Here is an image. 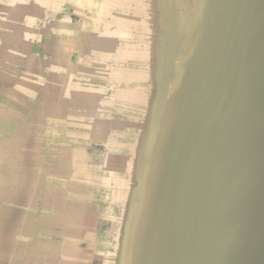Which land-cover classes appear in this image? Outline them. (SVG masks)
Instances as JSON below:
<instances>
[{
    "label": "water",
    "instance_id": "95a60500",
    "mask_svg": "<svg viewBox=\"0 0 264 264\" xmlns=\"http://www.w3.org/2000/svg\"><path fill=\"white\" fill-rule=\"evenodd\" d=\"M143 1L91 7L99 15L92 39L103 31L130 33L123 39L127 58L116 60L132 59L136 47L155 64L151 76L158 79L149 96L146 74L128 83L94 78L102 89L109 82L121 87L124 97L107 99L128 106L114 111L146 124L121 221L110 200L124 185L122 154L101 141L104 153L116 157L115 167H103L110 179L103 264H264V0H158L156 15L150 13L161 24L152 27L159 33L154 42L137 25ZM154 43L158 55L150 57ZM135 87L143 92L132 94ZM132 133L122 135L123 144Z\"/></svg>",
    "mask_w": 264,
    "mask_h": 264
},
{
    "label": "rangeland",
    "instance_id": "374dc122",
    "mask_svg": "<svg viewBox=\"0 0 264 264\" xmlns=\"http://www.w3.org/2000/svg\"><path fill=\"white\" fill-rule=\"evenodd\" d=\"M153 2L150 0L146 7L145 0L140 4L138 26H144L146 15L156 11ZM17 4L13 2L11 13H0L6 28L0 42V264H55V251L60 242L66 241L62 234L76 226L75 222L67 225L62 216L66 211H90L91 205H97L98 214H94L91 224H85L87 220L78 223L91 225L93 231L103 226L97 216L107 208L110 180L103 167L116 164L115 156L104 153L99 121L72 115L75 106L81 111L80 105L84 104L80 99L70 101L72 79L80 81L79 88H92L85 80L102 71L108 79L135 82L151 74L155 64L144 53L139 54L136 47L132 59L116 60V55L127 58L129 50L123 39L130 33L103 31L96 33L97 40L92 39L89 28L99 15L93 14L91 7L101 10V0H19V7ZM122 18L124 15L119 16V21ZM150 30H146L148 36ZM154 54L155 45L150 57H156ZM143 58L148 61L140 62L138 67L132 65V61ZM137 72H143L142 77ZM93 82L97 80L91 78ZM103 92L108 99L125 96L113 82L107 83ZM131 92L136 95V87ZM61 99L69 100L60 102ZM95 101L85 103L89 110L84 113L88 116L103 108L102 99H98L99 105ZM114 103L103 105L112 108ZM128 116L124 115L128 128L141 126L130 122ZM116 201L122 203V198Z\"/></svg>",
    "mask_w": 264,
    "mask_h": 264
},
{
    "label": "bare ground",
    "instance_id": "6f19581e",
    "mask_svg": "<svg viewBox=\"0 0 264 264\" xmlns=\"http://www.w3.org/2000/svg\"><path fill=\"white\" fill-rule=\"evenodd\" d=\"M126 1V4H136L137 2H136V0H130V1H127V0H125ZM138 1V0H137ZM152 1V0H151ZM157 1L158 0H154V5H155V7L156 8H158V6H157ZM152 3V2H151ZM140 4V3H139ZM148 4H150V0H145V3H144V7H146V5H148ZM100 7V6H99ZM150 7H152V5L150 6ZM153 8V7H152ZM142 9V8H141ZM149 10V9H148ZM145 11V10H144ZM152 12H153V14H155L156 15V13H157V11H153L152 10ZM151 12V13H152ZM103 15V14H102ZM147 16V19H146V21H145V25L143 26L144 27V30H145V28H146V30H149V28L152 30V27L153 26H157V27H160V25L161 24H157V21H155V19L152 17V15L151 14H149V15H146ZM110 17V16H109ZM160 18H162V16H160ZM161 21H163V20H161ZM154 27V29L152 30V33H151V35H152V37L153 36H155L156 35V37L159 35V33H158V31H156V28ZM150 30V31H151ZM80 35V34H79ZM148 37H150V36H148ZM156 37H155V39H156ZM154 38V37H153ZM152 38V40H153V42H154V40L155 39H153ZM11 40V39H10ZM153 44V43H152ZM154 45H155V43H154ZM153 45V46H154ZM153 49V48H152ZM101 53H102V51H101ZM106 53V52H105ZM104 53V51H103V54H105ZM146 54H147V52H146ZM155 54L156 55H158V51H156V47H155ZM154 54V55H155ZM100 56V55H99ZM142 57V56H141ZM136 58V57H135ZM149 59V58H148ZM152 59V58H151ZM147 60V59H146ZM148 61V60H147ZM90 62V61H89ZM84 63H87V62H84ZM89 64H91V62L89 63ZM77 66V65H76ZM76 66H74V68L76 67ZM150 67V66H149ZM70 69V68H69ZM150 70H151V72L150 73H154L155 72V65H154V67H152V68H150ZM69 72H71V71H69ZM74 72V71H73ZM111 72V71H110ZM72 73V72H71ZM102 73V71H100V72H98L97 71V73L95 72L94 73V75L92 76V77H90V78H88L87 80H85L86 81V84L87 85H92L91 87L92 88H90V87H88V88H83V87H81V88H83V92H81L80 90H81V88H79V80H77V79H72L73 80V85H71V87L74 89L73 90V93H72V97H71V102H73V100H76V99H80V102H83L84 104H82V105H80L81 107H82V109H81V111H79V106H75V111L74 112H72L73 114L72 115H74V118H76V116H83L84 118H93L94 120H98L99 121V123H100V125H98L97 124V126H102L103 124V128H101V132L98 134V135H100V137H99V140L100 141H102L103 143H104V145H105V147H106V149H113V150H115V151H118L119 153H121L122 154V157H121V165H122V167H124V169L121 171H119L118 172V176H120V177H122V181L124 180V185H123V188L122 189H120V190H117L116 189V192H114L113 193V196H112V198H111V202L112 201H115L116 199H120V198H122V206H121V210H120V221L121 220H123V219H125V217L127 216V213H128V205H127V203L128 202H130V200L132 199V193H133V190H134V188H133V183H134V176H135V174H138V172H139V167H140V164L139 163H137L136 162V160H137V158L139 157V150H140V145H141V134L143 133V130H145L146 129V124L144 123V124H140L141 126L140 127H137V125L135 126V124L134 125H130V128H128V129H125V128H123V127H121L120 128V125L121 126H123V124H125L126 122H128V121H126L125 120V117H124V114H123V112H122V114L120 115V111L118 110V111H114L113 110V108L115 107V105H119V106H122L121 104H123L124 105V103H118V102H115L114 103V105L112 106V108H110L109 106L108 107H106V108H104V106L105 105H103V103L105 102H108L109 100L105 97V95H104V92H103V87L101 86V84L97 81V82H93V83H91V78H98L97 80H103V79H108L107 78V76H106V74H105V76L103 75V74H101ZM103 73H105V72H103ZM146 73V72H145ZM123 74V73H122ZM71 75H73V74H70V76ZM112 75V74H111ZM120 75V73H118V76ZM150 75V76H149ZM110 76V75H109ZM128 76H126V78H127ZM148 78H149V81H148V85H147V87H146V93L150 96V95H153V88H154V84H155V81H157L158 79L156 78V77H152L151 76V74H149V72H148ZM128 81V80H127ZM129 82V81H128ZM64 83V82H63ZM125 83H127V82H125ZM118 85V84H117ZM71 90V89H70ZM136 91H140V89H137L136 88ZM152 91V92H151ZM65 94V93H64ZM63 95V94H62ZM135 95V94H134ZM60 97V96H59ZM92 97L93 98H95L94 100H92ZM98 99H102V102L103 103H101V106H103V108H98V109H96L95 110V112L96 113H94V112H89V116L87 115V114H85L84 113V111H86L87 109H88V107L86 106V104H88V103H86V102H92V101H95V100H97V105H99L100 104V102L99 101H101V100H99L98 101ZM69 100V99H68ZM67 99H61V101L60 102H66V101H68ZM96 102V101H95ZM49 103V105H50V103L51 102H48ZM86 103V104H85ZM112 103V102H111ZM70 104V103H69ZM73 104V103H72ZM90 104H92V103H90ZM89 104V105H90ZM141 104H143V101L141 102ZM48 105V106H49ZM88 105V106H89ZM95 105V104H94ZM52 106V105H51ZM56 106V105H55ZM70 106H72V105H70ZM73 106H74V104H73ZM53 107V106H52ZM144 107V106H143ZM90 108V110L92 111V110H94L93 109V107L91 106V107H89ZM52 109V108H51ZM66 109V108H65ZM147 110V108H146V104H145V107L143 108V111H145L146 112V110ZM77 110V111H76ZM89 110V109H88ZM43 111V110H42ZM61 111V110H60ZM113 111V112H112ZM62 112V111H61ZM112 112V113H111ZM14 113V112H13ZM91 113H94V114H91ZM7 114V113H6ZM60 115H61V113H60ZM63 115V114H62ZM65 115V114H64ZM71 115V114H70ZM6 117V116H5ZM58 117V116H57ZM127 117H129L128 115H127ZM14 118V117H13ZM88 118V119H89ZM96 118V119H95ZM89 119V120H90ZM92 119V120H93ZM131 120H130V122H133V123H135V119H133L132 117L130 118ZM145 119V118H144ZM38 120V119H37ZM111 120H115L116 121V123H117V125H111L110 124V121ZM91 121V120H90ZM139 126V125H138ZM144 126V127H143ZM139 128V129H138ZM140 130H141V132H140ZM136 132L137 134H133V135H130L129 136V138H131V139H129L128 141H127V144H123L122 142L123 141H121L120 140V138L122 137V135H124L125 136V133L126 132ZM97 134V133H96ZM109 136H114V137H116L115 139H113L112 141H108V142H106L105 141V138L106 137H109ZM98 140V141H99ZM13 143V142H12ZM23 144V143H22ZM30 145V144H29ZM16 146V145H15ZM60 146V145H59ZM57 148V147H56ZM64 149V148H63ZM66 149V148H65ZM11 152V151H10ZM60 152V151H59ZM70 153V152H69ZM12 155V154H11ZM52 155V154H51ZM84 156V155H83ZM25 162V161H24ZM99 162V161H98ZM101 162V161H100ZM99 162V164H101ZM60 165V164H59ZM88 167V166H87ZM92 168H93V166H92V164H91V166H90V169L92 170ZM87 169V168H86ZM96 170H98V169H96ZM100 170V169H99ZM98 170V171H99ZM111 173H112V171H111ZM38 176V175H37ZM15 179V178H14ZM20 179V178H19ZM13 180V179H12ZM20 181V180H19ZM107 189V188H106ZM115 191V190H114ZM11 192V191H10ZM81 196V195H80ZM79 196V198H81ZM9 198H11V197H9ZM104 200H105V198H104ZM10 204V203H9ZM15 204V203H14ZM13 204V205H14ZM7 207V206H6ZM12 207V206H11ZM67 207V206H66ZM69 208V207H68ZM100 209V208H99ZM14 210V209H13ZM77 209H74V212L73 211H71L70 213L69 212H67L66 211V213L65 214H63L62 216H65L66 217V220L67 221H73L74 220V218H75V216H79V215H82V211H79V210H77ZM9 211V210H8ZM85 211V210H84ZM89 214H91V213H89ZM26 215V214H25ZM61 216V217H62ZM87 216V215H86ZM15 219V218H14ZM52 219H54V218H52ZM56 219V218H55ZM59 220H61V219H59ZM64 220V219H63ZM39 221V220H38ZM41 223H43V222H41ZM86 223H88V222H86ZM66 224V223H65ZM46 225V224H45ZM48 227V226H47ZM56 228V227H55ZM24 233V232H23ZM44 233H46V232H44ZM28 234V233H27ZM53 234V233H52ZM41 235V234H40ZM119 237H120V235H118ZM6 239V238H5ZM4 239V240H5ZM42 241V240H41ZM16 247V246H15ZM32 247H33V245H32ZM31 247V248H32ZM116 247H114V249H115ZM18 249V248H17ZM5 254V253H4ZM47 255V254H46ZM50 255V254H49ZM23 258V257H22ZM31 259V258H30ZM36 259V258H35Z\"/></svg>",
    "mask_w": 264,
    "mask_h": 264
},
{
    "label": "crops",
    "instance_id": "0c3cea01",
    "mask_svg": "<svg viewBox=\"0 0 264 264\" xmlns=\"http://www.w3.org/2000/svg\"><path fill=\"white\" fill-rule=\"evenodd\" d=\"M14 1L16 0H0V13H6V11L10 12ZM4 20L0 17V42L1 35L6 29L5 23H3ZM93 26L94 23L91 22L90 27L93 28ZM114 190L112 191V194L116 192V189ZM111 203L113 217H115L116 220H120V210L122 203L118 201H112ZM112 209L109 211V216H111ZM79 211L83 212L82 215L75 216L73 221H68L67 223V225L70 226L75 222L76 226H70V228H67L66 234L63 233L61 236L66 241L60 242L58 249L55 251V264H103L104 262V258L102 257L101 253V247L103 241L108 237V216H105L103 213H99L101 216H97L98 222H100L104 227L102 226L101 229L93 231V227H91V225L85 224H91L94 214H98L97 205H91L90 211ZM80 220L82 222L87 220L88 223L79 225L78 222ZM46 261L47 259H44V262Z\"/></svg>",
    "mask_w": 264,
    "mask_h": 264
}]
</instances>
